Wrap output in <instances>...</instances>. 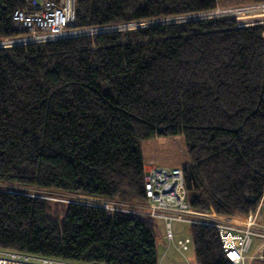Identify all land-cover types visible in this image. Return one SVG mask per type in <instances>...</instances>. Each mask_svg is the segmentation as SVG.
<instances>
[{
  "label": "trees",
  "instance_id": "trees-1",
  "mask_svg": "<svg viewBox=\"0 0 264 264\" xmlns=\"http://www.w3.org/2000/svg\"><path fill=\"white\" fill-rule=\"evenodd\" d=\"M240 3L75 0L69 28ZM26 5L0 0V42L25 33L12 13ZM256 8L0 47V182L45 192L0 188V249L82 264H158L156 219L140 213L139 142L147 138L182 136L188 159L172 166L182 170L191 209L255 212L264 193V6ZM64 194L112 207L58 198ZM189 238L194 264H231L206 219L189 224Z\"/></svg>",
  "mask_w": 264,
  "mask_h": 264
},
{
  "label": "built area",
  "instance_id": "built-area-1",
  "mask_svg": "<svg viewBox=\"0 0 264 264\" xmlns=\"http://www.w3.org/2000/svg\"><path fill=\"white\" fill-rule=\"evenodd\" d=\"M25 9L18 8L12 13V22L18 29L25 31L22 36L0 42V44H23L30 42H43L78 35L93 34L100 31H108L106 28H78L71 29L74 23L75 0H24ZM230 10L216 7L213 10L194 13L190 15H201L206 13H217L211 17L188 18L187 20H202L218 17L239 16L230 14L233 10H246L252 7L264 6V3L246 5ZM227 9V8H226ZM262 9V8H261ZM250 11L246 12L249 13ZM250 14V13H249ZM248 14V15H249ZM255 14V13H254ZM189 15V14H188ZM187 15V16H188ZM190 15L188 17H190ZM175 16L176 17H183ZM168 19V18H161ZM160 20V19H157ZM185 20V21H187ZM152 22L155 20H151ZM142 22V21H140ZM183 22V21H182ZM138 23V22H132ZM115 25L128 26L129 24ZM101 29V30H100ZM127 29V28H125ZM124 29V30H125ZM100 30V31H98ZM119 30V29H111ZM121 30V29H120ZM94 31V32H93ZM93 32V33H91ZM144 166V183L146 193V205L140 212L143 215L162 220L164 224V238L167 244H173L180 253L187 251L190 245L189 236L174 239L171 230L172 221H184L193 223L194 218L189 219L191 211L198 213L189 207L186 195L182 170L179 167L163 166L157 163ZM264 197V195H263ZM259 205H262L261 203ZM264 207V205H263ZM195 213V214H196ZM206 216V217H205ZM219 219L212 223L218 231L219 240L224 256L231 264H248V260L264 259V216L258 213V209L243 218L228 215H216L207 213L203 219ZM193 219V220H192ZM199 222V221H198ZM257 240V246L251 253L247 254L253 243ZM0 264H82L71 261H59L46 257H38L0 249Z\"/></svg>",
  "mask_w": 264,
  "mask_h": 264
},
{
  "label": "rangeland",
  "instance_id": "rangeland-1",
  "mask_svg": "<svg viewBox=\"0 0 264 264\" xmlns=\"http://www.w3.org/2000/svg\"><path fill=\"white\" fill-rule=\"evenodd\" d=\"M220 4L224 3L225 1H236V2H240L242 1L243 6L246 5H250L253 6L252 2H249L250 0H218ZM227 5V4H226ZM234 8H240L242 7L241 5H232V6H222L219 7L221 8H225V9H221V10H230ZM260 7V6H257ZM227 8V9H226ZM258 9L256 7H252L251 9H242V10H233L230 11V14H243L246 13L248 11H250L249 15H253L255 13V11H257ZM217 13H206V14H201V15H190V17H188L187 15L183 16V17H176V18H168V19H161L160 20H155V21H142V22H138V23H132L129 24L128 26H113L111 28H106V30H111V29H121L124 30L125 28L127 29H132V28H136V27H146L149 25H154V24H158V23H172V22H182L187 20L188 18H198V17H202V18H206V17H211V16H215ZM259 23H263L264 24V16L261 19V22ZM101 30V29H100ZM98 30V31H100ZM94 32V31H93ZM91 32V33H93ZM25 44V43H23ZM14 44H0V47H7V46H12ZM139 147H140V151H141V155L142 158L144 160V163L146 166L152 165L155 162L157 163H162L163 166H171L172 165H177V164H184L187 161V153L185 150V146H184V141L181 135H175V136H162V137H154V138H147L144 140H141L139 142ZM174 167V166H173ZM0 188H6L9 190H13V191H20V192H26V193H33V194H45L44 191L37 189L35 187H28V186H24L21 184H6V183H2L0 182ZM47 193V192H46ZM57 195V194H56ZM55 196V195H53ZM58 198H63L64 201H75V202H87L90 204H94V205H98V206H104L107 208H111L112 205L110 203H107L103 200L100 199H95L89 196H82V195H58ZM58 198H54V197H49L50 200H60ZM62 199V200H63ZM67 199V200H66ZM72 199V200H70ZM264 203V201H263ZM258 207V206H257ZM257 209V208H256ZM256 211V210H255ZM194 214H190V218H194L195 220H193V223H200V220L203 219V216L207 213L205 212H201V211H197L198 213L191 211ZM196 213V214H195ZM206 217V216H205ZM207 222H210L211 224L213 222H217L219 221V219H215V218H208L207 217ZM199 221V222H198ZM206 222V221H205ZM156 223L158 228H161L162 225V220L160 219H156ZM189 224L190 222H184V221H172L171 222V230L174 232V227L177 229V231L182 234L181 236H188L189 235ZM191 240V239H190ZM257 242H254L250 247V250L248 251L247 254L251 253V251L253 250V248L255 246H257L256 244ZM187 260L189 261L190 264H194L193 261V247L190 245L187 249ZM256 260V259H255ZM252 264H255V262H252Z\"/></svg>",
  "mask_w": 264,
  "mask_h": 264
},
{
  "label": "crops",
  "instance_id": "crops-1",
  "mask_svg": "<svg viewBox=\"0 0 264 264\" xmlns=\"http://www.w3.org/2000/svg\"><path fill=\"white\" fill-rule=\"evenodd\" d=\"M155 163H157V162H155ZM157 164L163 165L162 163H157ZM169 167H171V166H169ZM263 195H264V193H263ZM263 195L259 201V204L261 203L262 205L258 204V207H257L258 213L261 216H264V207H263L264 197H263ZM173 235H174V239L182 238V236H181L182 234H180L175 227H174ZM254 242H257V240H254ZM187 251L180 253L176 250V248H175V246H173V244H167L166 243L165 238H164V224L162 222L161 228H159V236H158V243H157L158 264H190L189 261L187 260V254H185V253H187ZM252 262H255V260H248L247 261L248 264H252Z\"/></svg>",
  "mask_w": 264,
  "mask_h": 264
},
{
  "label": "bare ground",
  "instance_id": "bare-ground-1",
  "mask_svg": "<svg viewBox=\"0 0 264 264\" xmlns=\"http://www.w3.org/2000/svg\"><path fill=\"white\" fill-rule=\"evenodd\" d=\"M215 224V222H213ZM217 223V222H216Z\"/></svg>",
  "mask_w": 264,
  "mask_h": 264
},
{
  "label": "clouds",
  "instance_id": "clouds-1",
  "mask_svg": "<svg viewBox=\"0 0 264 264\" xmlns=\"http://www.w3.org/2000/svg\"><path fill=\"white\" fill-rule=\"evenodd\" d=\"M7 47H9V46H7Z\"/></svg>",
  "mask_w": 264,
  "mask_h": 264
},
{
  "label": "water",
  "instance_id": "water-1",
  "mask_svg": "<svg viewBox=\"0 0 264 264\" xmlns=\"http://www.w3.org/2000/svg\"><path fill=\"white\" fill-rule=\"evenodd\" d=\"M6 47V46H5Z\"/></svg>",
  "mask_w": 264,
  "mask_h": 264
}]
</instances>
